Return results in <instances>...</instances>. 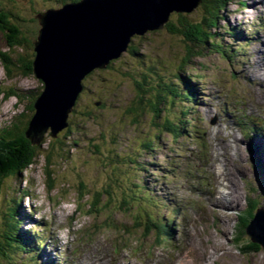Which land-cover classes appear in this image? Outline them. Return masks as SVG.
Listing matches in <instances>:
<instances>
[{"label": "rangeland", "instance_id": "rangeland-1", "mask_svg": "<svg viewBox=\"0 0 264 264\" xmlns=\"http://www.w3.org/2000/svg\"><path fill=\"white\" fill-rule=\"evenodd\" d=\"M53 5L54 0H0L3 9L12 8L18 16L21 30L31 28L30 18ZM199 5L189 13L173 10L167 17L172 15L174 21L183 15L189 22H198L204 13ZM221 14L211 32L221 46H231V60L209 50L200 55L181 36L162 29L134 34L131 39L138 46L137 55L121 51L110 69L95 68L93 76L84 81L74 116H68L72 133L57 137L63 149L54 152L57 146L47 145L51 137L45 132L38 143L43 155L20 178L3 180L0 226L16 203L19 230L42 239V249L36 243L41 250L39 263L56 258L63 264H80L83 259L86 264H98L103 257V264H148L149 259L154 264H199V258L205 264H264V250L259 246V250L244 253L249 242L246 235L239 237V243L234 241L237 218L248 211V201L260 198L259 206L254 203L255 210L264 211V192H253L257 191L256 171L241 119L253 117L264 127V99L257 101L253 95L254 91L263 93L260 86L264 87V71L255 66L257 51H264V0H233ZM223 26L239 38L227 36ZM0 52H7L2 34ZM18 52L20 59L31 55L29 48ZM141 58L158 66L159 75L180 74L194 85V106L183 102L189 111L176 119L177 110H182L177 101L168 114L176 125L180 120L184 123L177 136L159 135L150 118L140 121L138 115L126 113L135 106L134 77L148 74L144 66L132 71ZM13 61L15 75L7 74L0 61V132L27 118L28 102L42 85L32 76L19 74L17 60ZM179 68L182 72L175 73ZM12 93L17 98L6 99ZM97 102H106V106L95 107ZM85 113L91 114L89 118ZM149 139L155 140L151 151L138 150ZM9 143L0 142V153ZM109 144L110 163L120 165L126 157L135 158L136 150L140 152L135 159L142 166L147 164L144 182L155 203L129 188L124 172L103 159ZM226 185L234 191L223 189ZM212 200L219 209L211 207ZM168 220L173 237L163 241ZM190 222L204 236L210 234L198 251L186 237Z\"/></svg>", "mask_w": 264, "mask_h": 264}, {"label": "trees", "instance_id": "trees-1", "mask_svg": "<svg viewBox=\"0 0 264 264\" xmlns=\"http://www.w3.org/2000/svg\"><path fill=\"white\" fill-rule=\"evenodd\" d=\"M46 1V0H45ZM57 0H54L56 2ZM64 1V0H58ZM71 2L76 0H69ZM233 0H200V7L203 9V16L198 22H189L186 18L187 16L177 15V19L174 21L171 17L168 16L166 22L164 23L162 30L165 31L167 34H175L181 36L189 48L195 49L198 54H202L206 50L211 51L213 54H220L226 59H230L232 57L231 46H221L219 41H217V35L211 32V29H215L218 26L219 20H221V12L225 10V7L231 3ZM52 2V1H51ZM50 4V2H48ZM243 7V6H241ZM171 18V19H170ZM19 18L12 13V8L9 10L8 8H2L0 6V33L4 34L7 38L9 45L7 44L9 51L2 53L0 52V61L3 63V68L7 74H16V66L14 65L13 60H17L18 63V71L19 74L23 76H32L31 71V64L34 58L33 53V43L37 38V30L36 24L31 20V23L34 24V29L27 28L25 30H21L19 25L16 23ZM195 23V24H193ZM22 32H21V31ZM222 30L227 36L232 37V39H236L237 35L231 28L222 27ZM133 40L130 39L126 52L130 53L131 55H137L139 53L138 46L133 45ZM27 46V47H26ZM14 47V48H13ZM24 48L30 50L31 55H28V59L21 58L18 56L19 50L22 51ZM11 52V53H9ZM11 54V57L9 56ZM12 54L14 56L12 57ZM16 54V55H15ZM17 57V59H16ZM142 57V56H141ZM23 62V63H22ZM22 63V64H20ZM113 65V62H110L105 68L110 69ZM138 66L141 68L146 69L148 74H140L139 77L135 79L134 77V88L136 90V100L134 109H130L126 113L128 115H138L136 119H149V122L152 124V128H155L157 132L159 131V135L161 132H169L170 134L177 136L176 134L182 133L181 127L184 124L181 120L177 123H173L171 118H169L168 114L170 113V109L176 105L177 101L185 102L188 106H194L193 104L196 103V99L194 97V85L192 82L180 74L175 76H163L162 74L159 75V67H155L154 64L150 61L141 60L136 62V65L132 66V71L137 70ZM15 69L13 70L12 68ZM160 69V73H161ZM182 72V69L175 70V73ZM94 74V72H93ZM93 74L87 75L82 81V87H84V81H88ZM166 75V74H165ZM173 79L171 80V78ZM144 86L146 88H144ZM85 88V87H84ZM42 90V85H41ZM41 90L35 91V96L31 99L28 103L29 109L27 110L28 114L26 119L21 121L18 125L15 126H4L0 132V142L11 141L9 145L0 153V186L3 184V180L7 178L17 179L27 171L30 167H32L35 163L37 158L43 155L44 152L40 149L38 145H33L30 140L26 139L25 132L28 127V123L33 111V103L36 97L40 94ZM82 95V94H81ZM80 94L78 97L81 96ZM9 97H16L14 93L6 96V99ZM114 97V95H109L107 98ZM78 100V99H77ZM105 100V99H104ZM107 102V100H106ZM106 102H97L94 103L95 107H98L99 104L101 108L105 107ZM76 104V102H75ZM77 105V104H76ZM178 109V107H177ZM189 110V108H186ZM74 111V110H72ZM177 114L178 117L175 116L177 119H181L184 116L185 112H180L178 109ZM86 118H89L91 115L90 113L83 114ZM72 115V112L69 114V118ZM174 116V115H173ZM66 121L67 126L58 133L54 138H50V142L47 145H51V149L53 146L56 145L57 148L54 152L61 151L63 149V142L58 140V136L61 134L64 135H71L72 127L70 123V119ZM136 119L134 122H137ZM50 133V131H48ZM157 135V134H156ZM157 136H155L156 138ZM101 145L103 141L99 139ZM154 141L146 140V143L141 144V148L139 147L138 150L144 151H151L152 147L154 146ZM63 145H62V144ZM77 144H74L76 146ZM100 145V146H101ZM93 149L98 150L97 146H93ZM108 151L102 152L103 159H106L108 163L111 161L109 158L108 153H110V144ZM110 150V151H109ZM136 150L137 156L135 158L140 157V152ZM40 154V155H39ZM105 154V156H104ZM50 155V151H49ZM47 156L46 160H49ZM135 158H124L125 160L122 163L116 164L115 162L110 164H115L112 169H118V171L122 170L126 175L125 183L129 186V188H133L134 190H138L137 194L143 197L146 200H150L151 203H155L150 198V190L147 189V184L145 183V175L144 171L146 166H142L140 162L138 163ZM109 160V161H108ZM49 162V161H48ZM255 164V163H254ZM258 177L256 178L257 184V192L261 191L264 192V173L260 175L261 172L260 168L255 165ZM120 169V170H119ZM259 170V171H258ZM141 173L143 177L141 178ZM256 174V176H257ZM256 192V191H255ZM261 195V194H260ZM263 196V195H261ZM140 198V197H139ZM142 198H140L141 200ZM261 201V199L259 198ZM260 201H249V209L246 214L243 216H239L237 218V225H236V236L234 241L239 243V237L245 235L246 229L255 214V204H260ZM18 205L15 203V206L11 209L12 213L7 215L5 223L3 227L0 226V264H39V252L37 248H33L34 244L36 243L41 246V240L37 238L35 233L33 235L29 234L24 230H19L21 225L20 219L17 218V208ZM36 239V240H35ZM249 243V244H248ZM245 245L244 253L248 254L251 251L259 250L257 245L252 244L250 241ZM260 248V247H259Z\"/></svg>", "mask_w": 264, "mask_h": 264}, {"label": "water", "instance_id": "water-1", "mask_svg": "<svg viewBox=\"0 0 264 264\" xmlns=\"http://www.w3.org/2000/svg\"><path fill=\"white\" fill-rule=\"evenodd\" d=\"M199 3L200 0H84L37 13L33 17L37 38L31 74L42 83V90L32 105L34 116L28 123L26 138L38 144L47 131L54 138L67 126L81 81L88 74L117 59L134 34L160 30L169 12L189 13ZM33 26L32 23V29ZM6 44L9 45L7 38ZM245 235L264 250L263 210L255 212Z\"/></svg>", "mask_w": 264, "mask_h": 264}, {"label": "bare ground", "instance_id": "bare-ground-1", "mask_svg": "<svg viewBox=\"0 0 264 264\" xmlns=\"http://www.w3.org/2000/svg\"><path fill=\"white\" fill-rule=\"evenodd\" d=\"M258 22V21H257ZM263 46H262V44L260 45V48H262ZM103 49V47L101 48V50ZM263 49H264V47H263ZM258 52V57H257V61L255 62V66H256V68L257 69H259V71H264V51H262L261 49L260 50H258L257 51ZM259 55L261 56V57H259ZM236 75V74H235ZM243 77V76H242ZM226 81H227V79H226ZM219 87V86H218ZM260 88L262 89V91H263V93L262 92H257V91H254L253 92V95L255 96V99L257 100V101H261V100H263L264 99V87H262V86H260ZM217 92V91H216ZM221 93V92H220ZM221 96V95H220ZM230 99V98H229ZM229 102H230V100H229ZM225 103V102H224ZM234 106V105H233ZM232 106V107H233ZM231 107V106H230ZM211 110V109H210ZM230 110H232V109H230ZM234 110V109H233ZM211 112V111H210ZM213 115V114H212ZM260 128V127H259ZM221 130V129H220ZM62 131V130H61ZM60 131V132H61ZM60 132H58V133H60ZM223 132V131H222ZM57 133V134H58ZM56 134V133H55ZM56 134V135H57ZM224 134V133H223ZM45 135V134H44ZM253 135H255V133L253 134ZM50 136V135H49ZM261 139H262V136H260V135H258ZM217 140H218V138H217ZM222 141V140H221ZM227 141H225V142H223L222 143V145L224 144V143H226ZM33 145H38V144H33ZM226 146H227V144H226ZM174 147V146H173ZM227 147H229V146H227ZM224 150V149H223ZM165 151V150H164ZM222 151V150H221ZM226 152V151H225ZM231 152V151H230ZM230 154V153H229ZM168 156V155H167ZM224 156V155H223ZM230 159V158H229ZM191 160V159H190ZM225 187V188H224ZM223 187V189H225V190H227V191H229L230 193L232 192V191H234L232 188L233 187H227V185L226 186H224ZM211 207H213V208H216V209H219L218 207H217V202H215V201H213L212 200V203H211ZM205 210L206 211H208V210H210V208L208 207V206H206L205 207ZM218 212V211H217ZM254 216V215H253ZM191 224V227H190V229L189 230H186V237H189V238H191V240L192 241H194L196 244H194V242H191L193 245H194V247H195V250H197L198 251V249H199V247L201 246V244L202 243H204V242H207L208 241V236H204L201 232H198V228L196 227V225L194 224V222H191L190 223ZM193 224H194V227H193ZM192 235H194V236H192ZM209 236H210V234H209ZM38 245V244H37ZM37 245H35L34 244V247L33 248H36L37 247ZM38 247H40L41 249L43 248L42 246H39L38 245ZM37 251H40L41 252V250H37ZM154 257H156V256H154ZM103 260H104V258L103 257H100L99 258V260H97L96 262L98 263V264H103ZM199 260H200V263L199 264H205L204 263V261L203 260H201L200 258H199ZM150 264H154V262H152L151 260H150ZM80 264H86L85 262H84V259L81 261V263ZM183 264H188V263H186V262H183Z\"/></svg>", "mask_w": 264, "mask_h": 264}]
</instances>
